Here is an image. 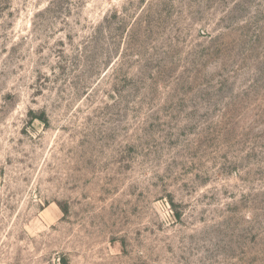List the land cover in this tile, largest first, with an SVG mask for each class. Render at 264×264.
Here are the masks:
<instances>
[{
	"label": "rangeland",
	"instance_id": "374dc122",
	"mask_svg": "<svg viewBox=\"0 0 264 264\" xmlns=\"http://www.w3.org/2000/svg\"><path fill=\"white\" fill-rule=\"evenodd\" d=\"M0 264H264V0H0Z\"/></svg>",
	"mask_w": 264,
	"mask_h": 264
}]
</instances>
